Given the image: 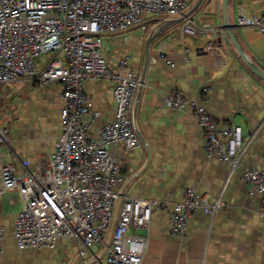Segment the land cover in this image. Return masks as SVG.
<instances>
[{"label":"crops","instance_id":"crops-1","mask_svg":"<svg viewBox=\"0 0 264 264\" xmlns=\"http://www.w3.org/2000/svg\"><path fill=\"white\" fill-rule=\"evenodd\" d=\"M186 1L187 14L196 24L212 29L206 36L194 38L182 33L183 22L169 27L181 18L147 15L145 31L135 27L126 34L103 38L109 67L118 70L120 61L129 56L130 68L140 77L134 109L136 106L142 147L134 151L121 145L110 148L125 177L117 206L125 197L177 203L184 189L192 187L214 212H196L181 238L170 233L168 213L155 212L149 229L134 231L146 239L142 264H264V219L258 216L257 199L249 196L241 179L245 168L264 169V80L246 66L226 35L222 0H203L198 8L199 0ZM241 13L261 15L264 0H231L227 10L228 24L235 29L246 58L264 72V35L238 28ZM162 24L168 28L148 44L152 32ZM160 53L174 66L166 61L152 63ZM84 89L99 113L90 128V136L97 138L102 127L115 118L113 83L89 79ZM172 91L205 104L220 124L241 128L240 168L232 169L230 164L206 156L204 133L190 111L172 112L166 107L164 98ZM62 107L59 83L40 87L22 79L1 87L3 163L20 171L22 163L28 161L33 170L37 161L51 155L62 134ZM23 206L17 190L0 197V227L5 230L0 264L104 263L108 237L106 245L95 247L86 257L78 255L77 241L66 239L59 240L54 249H19L15 221Z\"/></svg>","mask_w":264,"mask_h":264},{"label":"built area","instance_id":"built-area-1","mask_svg":"<svg viewBox=\"0 0 264 264\" xmlns=\"http://www.w3.org/2000/svg\"><path fill=\"white\" fill-rule=\"evenodd\" d=\"M188 10L186 0H0V88L22 79L40 87L59 83L63 99L62 134L51 155L37 161L33 170L25 161L18 171L3 163L0 152V197L17 190L24 200L15 221L19 249H54L59 240L66 239L77 241L78 255L86 257L95 247L106 245L125 182L122 165L110 148L121 145L134 151L142 142L134 124L140 77L130 68L129 56L120 61L118 70L109 67L103 38L126 34L135 27L145 31L147 15L184 18L182 33L206 36L212 29L186 17ZM237 27L264 35V13H241ZM158 61L174 66L164 53L152 63ZM89 79L113 83L115 118L97 138L90 136L99 113L84 89ZM164 102L172 112L190 111L204 133L203 150L209 159L228 163L232 169L241 167L240 127L220 124L205 104L178 91L170 92ZM4 142L0 128V145ZM241 179L249 196L257 199L258 216L264 219V169L245 168ZM214 210L192 187L184 189L177 203L125 197L103 264H142L146 239L134 231L149 229L155 212H167L170 233L181 238L196 212ZM4 236L0 227V241Z\"/></svg>","mask_w":264,"mask_h":264},{"label":"water","instance_id":"water-1","mask_svg":"<svg viewBox=\"0 0 264 264\" xmlns=\"http://www.w3.org/2000/svg\"><path fill=\"white\" fill-rule=\"evenodd\" d=\"M203 0H199L198 4L196 5L195 8H198L200 6V4L202 3ZM231 0H222V15H223V20H224V29L226 31V35L230 38V41L233 45V47L236 49V51L238 52L240 58L243 60V62L246 64V66L256 75L258 76L259 78H261L262 80H264V72L261 71L259 68H257L255 65H253L250 61H248V59L246 58L245 54H244V51H243V48L242 46L240 45L239 41H238V38L235 34V29L233 27H231L229 24H228V21H227V10H228V5H229V2ZM190 14H187L186 17H189ZM184 21V18H181L179 19L178 21H173L172 25L169 26V27H172V26H176L180 23H182ZM168 27L166 26V24H162L160 25L159 27H157L151 34V37L148 41V44L154 39V37L156 35H158L159 33H162L165 29H167ZM219 42L222 44L223 43V40L222 39H219ZM148 62H146V65H147ZM144 79H142V82H143ZM136 115H137V107L135 106V109H134V124H135V129H136V132L139 136V138L141 139L140 137V133L138 131V128H137V123H136ZM119 208H120V203L117 207V211H116V214H115V218L112 222V226L110 228V232H109V236H108V243H107V246L109 247L111 242H112V238H113V233H114V229H115V226H116V223H117V218H118V211H119Z\"/></svg>","mask_w":264,"mask_h":264},{"label":"rangeland","instance_id":"rangeland-1","mask_svg":"<svg viewBox=\"0 0 264 264\" xmlns=\"http://www.w3.org/2000/svg\"><path fill=\"white\" fill-rule=\"evenodd\" d=\"M108 236H109V234H108Z\"/></svg>","mask_w":264,"mask_h":264}]
</instances>
